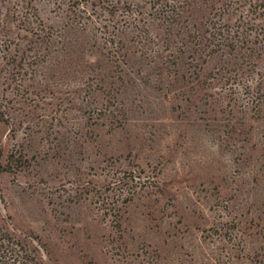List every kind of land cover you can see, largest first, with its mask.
I'll return each mask as SVG.
<instances>
[{
  "label": "rangeland",
  "instance_id": "obj_1",
  "mask_svg": "<svg viewBox=\"0 0 264 264\" xmlns=\"http://www.w3.org/2000/svg\"><path fill=\"white\" fill-rule=\"evenodd\" d=\"M68 2L0 0V143L28 159L0 177L13 230L50 264H264V175L228 117L163 115L153 86L122 123L90 116L58 51Z\"/></svg>",
  "mask_w": 264,
  "mask_h": 264
},
{
  "label": "trees",
  "instance_id": "obj_2",
  "mask_svg": "<svg viewBox=\"0 0 264 264\" xmlns=\"http://www.w3.org/2000/svg\"><path fill=\"white\" fill-rule=\"evenodd\" d=\"M68 4L58 51L90 116L122 123L139 86L161 90L163 115L167 103L185 119L226 115L227 143L238 161L255 162L258 188L264 175V0ZM8 119L0 99V123ZM27 161L22 150L0 143V177L22 171ZM252 190H244V198L261 201ZM11 218L0 207V264H50L33 232L16 233Z\"/></svg>",
  "mask_w": 264,
  "mask_h": 264
}]
</instances>
